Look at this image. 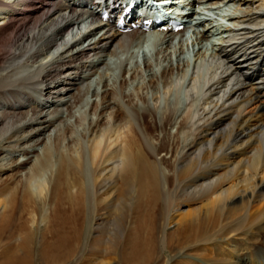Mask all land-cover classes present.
Here are the masks:
<instances>
[{
    "label": "bare ground",
    "instance_id": "1",
    "mask_svg": "<svg viewBox=\"0 0 264 264\" xmlns=\"http://www.w3.org/2000/svg\"><path fill=\"white\" fill-rule=\"evenodd\" d=\"M199 1L213 9L228 3L226 34L210 40L208 13H202L190 39L172 45V37L162 33L154 55L155 66L162 63L154 70L143 53L141 64L126 66L141 33H120L99 12L83 11L101 4L0 0V51L6 50L0 52L5 55L0 154L24 157L0 159L1 170L16 171L0 181V235H7L16 213L20 221L28 214L25 223L7 229L12 242L8 239L3 250L26 256L17 262L32 263L40 220L38 256L44 264L57 257L66 262L84 247L101 255L89 264H149L158 259L157 244L178 249L164 264L199 244H212L200 248L211 257L208 264H226L233 254L234 264H248L236 244L240 237L231 238L243 229L255 235L264 229V0ZM114 2L103 6L111 12ZM119 53L129 57L119 58L122 79L114 85L106 79L105 60ZM100 64L104 68L98 71ZM143 72L147 77L139 81ZM94 74L101 87L91 89L87 79ZM136 80L126 92L128 82ZM33 93L42 97L39 106L29 104L38 98ZM55 121L66 122L55 126ZM77 124L84 126L81 131H75ZM257 202L262 210L253 216L250 208ZM124 215L129 216L125 231L117 222ZM94 219L101 222L93 224ZM107 225L106 236L91 239L100 244L88 245L90 229ZM171 226L183 228L169 232ZM260 248L255 246V255L264 252ZM6 259L5 264H15L13 255Z\"/></svg>",
    "mask_w": 264,
    "mask_h": 264
},
{
    "label": "rangeland",
    "instance_id": "2",
    "mask_svg": "<svg viewBox=\"0 0 264 264\" xmlns=\"http://www.w3.org/2000/svg\"><path fill=\"white\" fill-rule=\"evenodd\" d=\"M7 39V38H6ZM0 41H1V37H0ZM88 43H86V45H87ZM204 49V48H203ZM6 51V50H5ZM3 49L0 51V52H5ZM184 51L186 52V48H184ZM202 51H204V50H202ZM44 53V52H43ZM192 54V53H191ZM155 55V50L153 51L152 50V48H151V50L149 51V54H148V58L150 59V61L153 63V65L155 66V64H156V62H155V60H154V56ZM5 55H4V53H0V66H2V63L4 62V60H5V57H4ZM43 55L41 54V55H39V57L37 56L36 58L38 59V58H41ZM129 57V53H119L117 56H110V55H107L106 56V60H107V63H108V65H109V67H108V69H105V73H107V76L108 77H106V79L107 80H109V82H110V84H117L118 85V83H119V81L122 79L121 77H122V72L121 71H123V70H121L122 68L121 67H123V66H121L120 64H119V62H120V57L122 58V60H124L125 59V57ZM193 56V55H192ZM191 56V57H192ZM140 60L141 61H136L135 59H133V58H131V60H129V62H127L126 63V66L128 67V68H130L135 62H137L138 64H141L142 63V59H141V57H140ZM173 60H175V58H174V56H173ZM183 62H185V60L183 61ZM161 63L162 62H159L158 63V66H155L154 67V70H159L160 69V66H159V64L161 65ZM120 65V66H119ZM157 65V64H156ZM158 67V68H157ZM101 68H104V64H103V66L101 67ZM101 68L98 70V71H101ZM156 68V69H155ZM159 72V71H158ZM146 78L147 77V73L146 72H143V77L141 78V80L139 79V81H142L143 80V78ZM96 78V79H95ZM138 79V78H137ZM98 75H96V74H94V75H91V77L87 80V82H91L92 84H90V85H92V88L91 89H93V87L95 86L96 88H98V86L100 85H97V83H98ZM106 80V81H107ZM137 81L138 80H136L135 82H133L132 83V81H129L128 82V84L125 86V90H126V92H132L133 91V87H134V84H136L137 83ZM94 82V83H93ZM114 84V85H115ZM101 87V85L99 86V88ZM31 92V91H30ZM150 91H148V93H149ZM33 95H34V97L36 98V97H38V98H36L35 100H33L32 102L33 103H29V104H33V105H35V106H39V103H38V100L40 99V98H42V97H40L39 95H38V93L36 94V95H38V96H36L35 95V93H33ZM91 98V92L89 93V94H87V96H86V100H88V99H90ZM93 99V98H92ZM97 101L99 100V98H97L96 99ZM84 103H86L85 102V100H84ZM80 107H81V105H77L76 107H74V109H73V111H75L76 112V114H78V110H80ZM37 108H39V107H37ZM19 109H21V108H19ZM21 110H23V109H21ZM89 113H90V111H89V108L87 109V115H86V117H89V116H91V114L89 115ZM108 113H109V111H108ZM107 113V114H108ZM67 119V117L65 118L64 117V119L63 120H66ZM66 122V121H65ZM64 121H63V123L61 122V123H59V122H57V121H55V126H57V125H61V126H63L64 125V123H65ZM59 123V124H58ZM85 125V124H84ZM86 125H87V123H86ZM85 125V126H86ZM60 127V126H59ZM83 127L84 126H80V125H78L77 124V126H74V128H75V131L76 130H82L83 129ZM75 135H76V133H75ZM67 142V141H66ZM11 144V143H10ZM27 144H29V142L27 143ZM4 146V145H3ZM5 147V146H4ZM16 149V148H15ZM5 150V149H4ZM10 150H14V149H12V148H10ZM5 156L6 155V157H8L9 156V158L10 157H13V158H15V159H23L24 157H22V156H20V155H18L17 153H15L14 155L13 154H9L8 155V153H1L0 154V159L2 158L1 156ZM35 159V158H34ZM25 168L27 167H29L27 164L24 166ZM2 171V172H1ZM14 173H16V171H14V170H6V171H4V170H1L0 169V181L1 180H4L5 178H7L8 176H10V175H12V174H14ZM160 206H162V205H160ZM258 206V207H257ZM52 207V206H51ZM253 208V209H252ZM252 208H250V212H252V210L253 211H255L254 213H253V216H255L256 214H258V213H256V212H259V210H262L261 208H262V206L260 207V204L257 202V204L256 203H254L253 204V207ZM260 208V209H259ZM22 208H19V210H21ZM43 211V210H42ZM114 210H111L110 212H113ZM38 212H40V209H39V211ZM126 213V212H125ZM59 214V212L57 213V215ZM111 214V213H110ZM113 214V213H112ZM110 215L109 216V221H112V217H113V215ZM17 213L15 214V217H12V218H10V220L8 221V224H7V227H10L11 226V228L14 230L15 229V227H17V225H16V223H25L24 222V220L28 217V214L26 215H24V216H22L23 217V219H21V221H23V222H21L20 221V219L18 220V218H17ZM125 218V219H124ZM118 221V225H120L119 226V228L120 229H123V231H125V228H127V225L129 224V216L128 215H124V217H119V219H117ZM40 220H37L36 221V224H35V232H34V238L32 239V252L34 253H32V256H33V259H32V263L31 264H44V262H42L41 261V259H39V253H38V250H39V246H40V244H39V242H40V230H41V228H42V225H41V221L39 222ZM53 221V220H52ZM69 221H71V220H69ZM68 221V222H69ZM94 222H93V224H95V223H99V222H101V220L100 219H94L93 220ZM98 221V222H97ZM67 222V223H68ZM52 223V222H51ZM71 223V222H70ZM121 223V224H120ZM160 223H161V220L160 219H156V221H155V224L158 226V231H157V235H158V239H159V236H160V234H159V231H160V229H161V227H160ZM122 226V227H121ZM258 226V225H257ZM257 226H255V228L257 227ZM63 227L65 228L66 227V225H63ZM130 227V226H129ZM11 228H7V229H11ZM175 228H176V230L177 231H179V230H181L183 227H178V226H176V227H174V226H171V227H169V229H168V231L169 232H177L176 230H175ZM181 228V229H180ZM250 228V227H249ZM255 228H253V229H251L252 231L255 229ZM7 229H5L6 230V233H7V235L5 236V237H2L1 235H2V233H1V235H0V264L2 263V264H5V262L3 261V260H5V261H8L6 258H8V259H10V258H12V255H13V258L15 257V259H17V260H15V259H13L14 261H15V264H22V263H19V262H17L18 260L21 262L22 260H23V257L22 256H24V257H26L25 256V253H23V252H19V253H21V256H20V254L19 253H15L16 254V256H15V254H10L9 252H11V251H7V249L6 250H3V248H4V246L5 245H7L8 244V241L10 242H12V239H9V237L12 235V233H11V235H9L8 233H10V231L9 230H7ZM4 230V231H5ZM110 230V227L107 225V226H105L103 229H99V228H91L90 229V233H89V235H88V241H89V244L88 245H90V244H93V245H96L97 243H99V242H95V241H93V240H91V239H93L94 237H98V236H101V237H104V235L106 236L107 235V232ZM250 230V231H251ZM121 232L120 233V235L117 233V235L113 238V241H114V243H117L118 242V238L120 237V236H122L123 237V234L122 233H124V232ZM101 233H102V235H101ZM253 233V234H252ZM252 233H250L249 231H247V229H243L242 230V233H236L234 236H233V238H231L232 240H234V239H237L238 237H240V239H239V241H237L236 242V244L238 243V245H239V247H240V249H241V251H240V256H242V257H244L245 259H247V257H248V264H254V259L256 258V260L258 261V262H260L261 263V261L263 262L264 261V255H262V251H259V253H258V255H255V252H256V249H255V246H258V249L260 248V246H263V247H261L260 249H264V229H260V230H258V232L256 233V235H255V233H254V231L252 232ZM257 237L258 238V240H255V242H254V240H253V238L254 237ZM7 237V238H6ZM9 239V240H8ZM157 239V240H158ZM198 239H200V238H198ZM202 239V238H201ZM8 240V241H7ZM221 241V240H220ZM10 242V243H11ZM224 242V241H223ZM222 241H221V246L223 245V246H227L228 244H226V243H223ZM5 243V244H4ZM41 243V242H40ZM158 243V242H157ZM29 244V243H28ZM100 244V243H99ZM220 244V243H219ZM254 244V245H253ZM116 246V245H115ZM210 246H212V244L210 245V244H204V246H201L200 244H199V246L198 247H200V248H206V247H210ZM161 247V245L160 244H157V248H156V252H157V256L158 257H156V258H158L157 260H155V262L153 261H151V263H149V264H164L165 262L167 263V259L170 257V256H172V255H175V252H177V248L176 247H174V248H172V246H170L169 248H160ZM10 248V247H9ZM8 248V249H9ZM89 247H84L83 248V250L79 253H77V254H73V256L70 258V259H68L66 262H61L60 260H59V258L57 257V261H54V264H89L88 262H90V260L91 261H94V260H92L91 258L93 257V256H101L100 254L99 255H97L98 254V250H90V249H88ZM200 248L198 249V248H194V247H189V248H187V249H184L183 251H180V252H178V254L180 253V255L178 256L177 255V259L174 261V262H172L171 264H183V262H178L177 260H179V259H181V258H186V259H188V260H190V261H193V263L194 264H208L207 263V261L209 262V261H212L211 260V257H205L202 253V250H200ZM5 249V248H4ZM28 249H29V247H28ZM164 249V250H163ZM218 249L219 248H217L216 249V247L213 249V255H215V254H217V252H218ZM90 250V251H89ZM118 250H119V248H118ZM166 250V251H165ZM6 251V252H5ZM217 251V252H216ZM249 251H251V254H252V256L250 255V252ZM2 252V253H1ZM9 253V254H8ZM9 256H8V255ZM24 254V255H23ZM183 254H186L187 256H182ZM206 254H208V252L206 253ZM19 255V257H17ZM90 255H92V256H90ZM262 255V256H261ZM7 256V257H6ZM202 256H204V257H202ZM211 256V255H210ZM254 256V257H253ZM17 257V258H16ZM21 257H22V259H21ZM173 257V256H172ZM204 258V259H203ZM235 255L233 254L232 256H229V257H227V263L226 264H234V260H235ZM194 259H201V260H204V263L203 262H199V261H197V260H194ZM62 260V259H61ZM260 260V261H259ZM56 262H58V263H56ZM119 262V261H118ZM118 262L117 261H114L112 264H118ZM162 262H164V263H162ZM26 263H29V261L28 262H26ZM90 263H93V262H90ZM6 264H10V262L9 263H6ZM25 264V263H24ZM120 264V263H119ZM209 264H211V263H209Z\"/></svg>",
    "mask_w": 264,
    "mask_h": 264
}]
</instances>
